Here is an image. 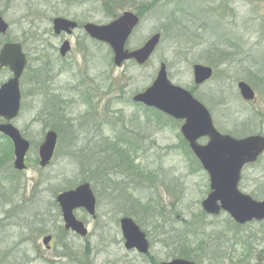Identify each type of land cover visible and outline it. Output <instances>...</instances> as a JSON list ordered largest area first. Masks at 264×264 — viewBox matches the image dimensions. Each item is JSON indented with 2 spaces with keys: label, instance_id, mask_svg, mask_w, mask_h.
Listing matches in <instances>:
<instances>
[{
  "label": "rangeland",
  "instance_id": "rangeland-1",
  "mask_svg": "<svg viewBox=\"0 0 264 264\" xmlns=\"http://www.w3.org/2000/svg\"><path fill=\"white\" fill-rule=\"evenodd\" d=\"M184 1L108 0L105 5L0 0V15L10 25L7 36L0 35V50L5 42L21 43L28 58L20 82L21 113L13 125L31 145L27 170L21 173L13 167L14 150L0 136V264L168 262L181 250L176 233L195 230L200 234L189 235L188 245L195 250L205 241L208 249L207 256L192 255L197 264H264V222L235 226L225 212L207 215L202 202L210 193L209 176L193 153L186 152L183 122L132 101L153 84L165 63L171 82L191 91L207 107L219 132H237L243 135L240 138L264 136V95L257 92L256 104L243 101L237 88L240 80L246 81L242 67L227 63L215 68L213 79L199 87L193 77V65H210L209 60L216 58L215 52L208 54L214 51L216 38L212 25L231 28L244 37L247 51L264 56V0H187L181 6ZM178 10L181 13L175 14ZM128 11L142 18L127 42L129 49L162 34L156 53L143 67L134 63L116 67L111 48L85 33L74 36L72 54L61 60L52 52V44L58 42L43 37L44 32H53L55 17L106 25ZM175 20L181 24L177 26ZM10 77L8 69L0 71V85ZM253 112L262 114V119ZM255 118L249 129L245 120ZM49 131L57 132L58 140L53 160L44 169L39 148ZM122 137L139 147L130 154V168L127 161L119 169V160H126L121 151L126 148L119 146ZM207 143L208 139L200 140ZM96 166L108 170L95 174ZM82 183L91 185L97 199L96 220L83 210L75 212L87 225V238L65 231L56 201L59 194ZM240 190L264 200V157L244 169ZM125 195L131 202L121 198ZM141 205L156 207V214H145ZM126 216L147 233L148 256L125 250L120 220ZM48 235L53 237L49 250L43 244Z\"/></svg>",
  "mask_w": 264,
  "mask_h": 264
},
{
  "label": "water",
  "instance_id": "water-1",
  "mask_svg": "<svg viewBox=\"0 0 264 264\" xmlns=\"http://www.w3.org/2000/svg\"><path fill=\"white\" fill-rule=\"evenodd\" d=\"M139 22L140 19L137 15L126 12L109 25L99 26L90 23L85 26V30L91 38L106 43L112 48L115 55L114 63L117 67H121L125 61L131 59H135L139 65H144L159 45L161 34L153 36L138 51H126L125 44ZM76 28L77 23L66 19L59 18L54 21L56 33L61 31L70 33ZM8 29L9 25L0 16V34L6 35ZM69 49V44L66 43L62 48V55H66ZM26 66L27 60L22 46L12 43L5 44L0 51V71L3 68H9L13 73V78L0 88V117L7 122L0 125V133L9 137L14 144L15 168L18 171L26 169L25 159L30 149V143L10 122L16 119L20 113L19 81ZM193 70L197 86L209 81L214 73L211 67L203 65H195ZM238 88L245 101L255 100L256 94L246 82H240ZM134 102L155 108L175 120L185 122L181 132L210 175L211 193L202 204L208 215H218L223 210L240 225L253 221H264V201L254 200L239 190L245 166L256 163L264 154L263 136L256 135L236 139L218 132L207 108L195 99L191 92L171 83L165 64L161 65L153 85L144 93L136 95ZM204 137L209 138V144L206 146L198 143ZM57 140L56 132L50 131L47 134L39 150L41 167H46L51 162ZM57 201L62 209L65 230L86 238L88 230L84 223L76 218L74 212L84 209L93 218L97 217L96 197L90 184H82L75 190L59 195ZM120 224L126 250H137L143 255L149 254L150 243L141 228L131 218L122 219ZM51 240L50 236L44 238L43 243L47 248H49ZM162 264L195 263L185 259H175Z\"/></svg>",
  "mask_w": 264,
  "mask_h": 264
},
{
  "label": "trees",
  "instance_id": "trees-1",
  "mask_svg": "<svg viewBox=\"0 0 264 264\" xmlns=\"http://www.w3.org/2000/svg\"><path fill=\"white\" fill-rule=\"evenodd\" d=\"M218 26H222V25H212L211 27H209L211 29V32H213L214 36L216 37L212 45L214 51L208 52V54H212L215 52L216 58L213 61L209 60V64L217 69L221 66H227V63L231 66L234 65V66L242 67L243 73H244V79H246L251 85H253L254 88H256L257 92L261 94L263 93L262 95H264V65H261V64H264V56L257 54L258 52L247 51L246 49L247 42L245 41L243 36L242 37L240 36L239 33L234 32V30H232L231 28L227 26L225 27L222 26L223 28H218ZM205 29H206V25H205L204 30ZM180 40L181 41L185 40V38L180 37ZM223 45H225L226 48H223ZM217 52H219V54ZM253 114H255V116L259 118L260 120L263 117L262 114L258 112H253ZM257 118H255V120L254 119L253 120L249 119L247 121L245 120V123L250 124L249 129H252V127H254V124H252V122L256 121ZM231 134L239 135V133L237 134V132H233V131L231 132ZM128 145L131 146L130 151L132 153L133 152L135 153L138 151V144L136 142L128 143ZM185 145L187 147L186 143ZM123 158L128 161L131 160V156L129 154L128 156L125 154ZM83 162L88 164V161H86L85 159L83 160ZM125 166H126L125 164H121V163L119 164V168H122ZM107 170L108 169L106 168L98 166L96 169H94V173L95 174H98V173L105 174ZM121 198L123 200H126L128 203L131 202L129 197H127L126 195H125V199L122 196ZM171 233H174V232H171ZM169 234L166 233L164 235L168 236ZM188 236L189 234H180L177 236L179 237L177 243L179 244V247L181 248V250H179L177 254L183 258L191 259V256L193 254L192 248H190V246H188V248L186 247L185 249L181 247L182 243H185V244L187 243L186 238ZM204 245L205 244L201 242L198 245V250L204 251L205 250Z\"/></svg>",
  "mask_w": 264,
  "mask_h": 264
},
{
  "label": "flooded vegetation",
  "instance_id": "flooded-vegetation-1",
  "mask_svg": "<svg viewBox=\"0 0 264 264\" xmlns=\"http://www.w3.org/2000/svg\"><path fill=\"white\" fill-rule=\"evenodd\" d=\"M76 1L81 2V3H84V2H87V1H100V2H103L105 5H106V3L108 2V0H76ZM135 14H136V13H135ZM120 17H121V15H119L118 17H115L110 23H112L113 21L119 19ZM58 18L66 19V20H68V21H72V22H76V23H77V28H76L75 30H71L70 33L67 32V31H61L60 33H56L54 29H53V32H51V33H49V32H44V33H43V37H44V38H46V39L49 38L51 42H52V41H55V40L58 42L57 45H55V43L52 44V52L58 54L61 60H67V59L70 57V54H72V50H73V47H74V46H73V38H74V36H76L78 33H82V34L85 33L86 36H87L89 39H91L93 42L98 43V44H102V45H106L105 43H100V42H98L97 40H94V39H92V38L89 37V35L87 34V32H86L85 29H84V26H86V24L79 23L78 21L71 20V19H69V18H67V17H55L53 21H55V20L58 19ZM110 23H108V24H110ZM106 25H107V24H106ZM99 26H104V25H99ZM6 36H7V35H6ZM4 37H5V36H4ZM128 41H129V40H128ZM128 41H127V42H128ZM5 43H8V42H5ZM5 43H4V44H5ZM66 43L69 44L70 49H69V51L67 52L66 55H62V48H63V46H64ZM4 44H3V45H4ZM39 44L43 45L44 43H43V42H39ZM3 45H2V46H3ZM141 47H142V46H141ZM141 47H139V48H141ZM42 48H43V46H42ZM139 48L129 49V48L127 47V44H126V50H127V51H130V52L135 51V50H137V49H139ZM82 51L85 52V51H86V48H85V47L82 48ZM114 57H115V56L113 55V63H114ZM127 63H134V64H136L135 61H129V62H127ZM127 63H125V64H127ZM125 64H124V65H125ZM8 80H9V79H8ZM8 80H7V81H8ZM7 81H6V82H7ZM6 82H4V83H6ZM4 83H2V84L0 85V87H1ZM1 123H5V121L0 120V124H1ZM13 167H14V162H13ZM44 169H45V168H44ZM26 170H27V169H26ZM25 172H26V171H25ZM21 173H24V172H21ZM14 178H16V177H14Z\"/></svg>",
  "mask_w": 264,
  "mask_h": 264
}]
</instances>
